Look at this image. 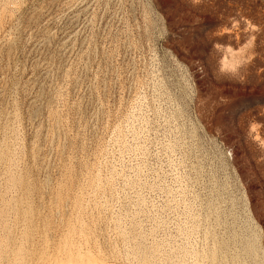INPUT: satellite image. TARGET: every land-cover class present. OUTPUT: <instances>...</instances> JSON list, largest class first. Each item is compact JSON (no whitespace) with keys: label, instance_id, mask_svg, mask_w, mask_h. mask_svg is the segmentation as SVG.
<instances>
[{"label":"rangeland","instance_id":"1","mask_svg":"<svg viewBox=\"0 0 264 264\" xmlns=\"http://www.w3.org/2000/svg\"><path fill=\"white\" fill-rule=\"evenodd\" d=\"M0 264H264V0H0Z\"/></svg>","mask_w":264,"mask_h":264},{"label":"bare ground","instance_id":"2","mask_svg":"<svg viewBox=\"0 0 264 264\" xmlns=\"http://www.w3.org/2000/svg\"><path fill=\"white\" fill-rule=\"evenodd\" d=\"M219 246V245H218ZM249 248H251V247H249ZM218 252V251H217ZM215 253H216V251H215ZM80 255V254H79ZM217 255V254H216ZM205 256H206V254H205ZM208 257H209V255H208ZM217 257V256H216ZM207 258V257H206ZM214 258V257H213ZM93 259V258H92ZM213 260V259H212ZM216 260V259H215ZM77 261V260H76ZM209 261H210V259H209ZM93 262V261H92ZM137 262V261H136ZM95 263V262H94ZM213 263V262H212Z\"/></svg>","mask_w":264,"mask_h":264}]
</instances>
